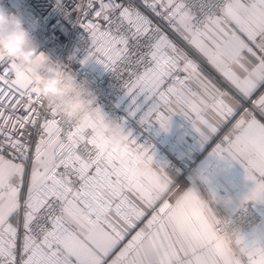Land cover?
Returning a JSON list of instances; mask_svg holds the SVG:
<instances>
[{"label":"snow or ice","instance_id":"6c2138e0","mask_svg":"<svg viewBox=\"0 0 264 264\" xmlns=\"http://www.w3.org/2000/svg\"><path fill=\"white\" fill-rule=\"evenodd\" d=\"M240 8L233 0L225 10L246 37L228 61L202 47L190 0H81L75 11L86 59L124 79L133 103L144 95L141 123L166 130L180 111L204 141L223 133L214 154L244 161L255 184L245 200L264 201V0L244 9L247 21ZM213 22L205 17V27ZM99 123L65 120L0 54V264H241L224 241L193 233L171 199L130 178L155 163L157 190L170 185L148 147L129 132L133 147L117 158ZM245 257L264 264V247Z\"/></svg>","mask_w":264,"mask_h":264},{"label":"built area","instance_id":"2783aa9c","mask_svg":"<svg viewBox=\"0 0 264 264\" xmlns=\"http://www.w3.org/2000/svg\"><path fill=\"white\" fill-rule=\"evenodd\" d=\"M231 1L190 0L192 11L200 20L197 27L202 29L206 16H222ZM80 3L81 0H0V6L21 19L27 40L36 46L38 54L47 56L52 64L59 65L62 72L73 74L77 82L95 97V106L100 109L103 117L118 122L131 133L138 144L148 147L155 161L165 165V171L172 169L178 173L179 180L163 196L171 199L180 189L182 179L197 182L194 173L197 158L208 147H193L192 152L177 156L173 149L175 138L159 130L156 120L141 123L142 110H146L144 95H137L133 103L132 96L127 94L124 86V79L106 70L95 59H86L89 49L88 34L78 22L75 11ZM201 3L204 4L203 11L199 7ZM5 58L15 64V61ZM205 68L215 74L206 65ZM109 152L120 158L129 151L124 154ZM141 164L129 172L131 179L141 180L142 173L147 168L140 167ZM217 214L221 222L214 229L216 238H230L238 230L243 238L258 243L255 227L264 217V211L259 205L248 202L230 215Z\"/></svg>","mask_w":264,"mask_h":264},{"label":"crops","instance_id":"0c3cea01","mask_svg":"<svg viewBox=\"0 0 264 264\" xmlns=\"http://www.w3.org/2000/svg\"><path fill=\"white\" fill-rule=\"evenodd\" d=\"M232 3L233 0L228 5ZM254 3L255 0H239L241 6L239 15L243 20H248V14L244 9L251 8ZM209 18L211 21H218V23L213 22L208 27H205L204 22L201 31L205 32L206 35L199 37V40L203 42L202 47H204L205 51L211 50L214 60L219 57V60L228 61L232 57L234 50L241 46V41H246V37L240 31L241 25L227 15L226 11L223 12L222 16ZM205 70L215 76L209 69L205 68ZM216 79L219 80L218 77ZM223 87L227 88L225 84ZM158 128L175 138L173 149L177 156L183 155L185 152H192L193 147H199V149L205 146L208 147L197 158L194 168L197 182L182 179L180 189L171 198L173 209L177 212H183L189 218L193 233L199 235L205 241L216 238L214 230L207 231L206 222L203 219L194 218L184 211V201L181 200V195L189 187L198 189L205 197L209 198L216 211L224 216L232 214L248 202L259 205L264 211V201L245 200L248 193L255 187L254 182L247 178L245 162L241 159H232L227 153L221 156L214 154V147L220 142L223 133L209 141H204L187 116L180 111H176L171 115L166 130L161 128L160 124ZM156 167V165L152 164V169L155 170ZM166 172L171 176V183L166 191L157 190L156 197H163L173 183L179 180V175L175 170L169 169ZM145 177L150 178L154 182V177L149 174L148 168L142 173L141 180ZM255 232L258 243H253L251 240L244 238L242 244L243 252L236 248L230 238L218 239L230 246L233 254L241 261V264H247V258L245 257L247 249L250 246L264 247V217L256 225Z\"/></svg>","mask_w":264,"mask_h":264},{"label":"clouds","instance_id":"9594fccd","mask_svg":"<svg viewBox=\"0 0 264 264\" xmlns=\"http://www.w3.org/2000/svg\"><path fill=\"white\" fill-rule=\"evenodd\" d=\"M0 53L15 61L16 70L28 77L39 89L40 95L50 108L75 122H80L89 115H97L100 121L99 131L105 137L108 150L124 154L132 149L129 134L124 127L99 115L92 93L82 87L73 74L62 72L59 65L52 64L47 56L38 54L36 46L27 40L21 19L7 12L3 6H0ZM140 167L145 165L142 163ZM148 167L152 168V165ZM142 180L146 190L156 196L155 183L147 177ZM181 200L184 201V211L187 214L206 222L207 231H213L216 224L221 222L211 200L198 189H185ZM230 239L243 252L244 238L238 230L230 235Z\"/></svg>","mask_w":264,"mask_h":264}]
</instances>
